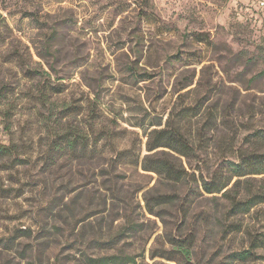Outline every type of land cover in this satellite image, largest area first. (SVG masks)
<instances>
[{
    "label": "rangeland",
    "instance_id": "rangeland-1",
    "mask_svg": "<svg viewBox=\"0 0 264 264\" xmlns=\"http://www.w3.org/2000/svg\"><path fill=\"white\" fill-rule=\"evenodd\" d=\"M1 87L0 144L14 153L0 159V239L28 236L0 242V264H85L119 252L136 264H177L152 252L179 233L194 237L184 264H264V247L231 257L264 235V203L227 212L220 194L187 195L116 160L122 149L147 154V134L167 122L194 155L165 156L196 176L223 155L264 153L253 135L264 129L259 0H0ZM193 106L197 115H176ZM67 130L94 149L48 159ZM240 185L245 197L264 192V174ZM173 192L188 198L147 204Z\"/></svg>",
    "mask_w": 264,
    "mask_h": 264
},
{
    "label": "trees",
    "instance_id": "trees-1",
    "mask_svg": "<svg viewBox=\"0 0 264 264\" xmlns=\"http://www.w3.org/2000/svg\"><path fill=\"white\" fill-rule=\"evenodd\" d=\"M6 93L7 90L1 87L0 98L5 97L7 95ZM196 109L195 106L182 107L176 115L185 117L195 116L198 113ZM68 131L62 132L59 135L56 134L57 137L50 144L48 159H52V161L58 159L57 152H59L58 155L60 153L61 155L66 153L70 154V152L84 154L87 150L91 152L94 149L92 142H89L88 138L86 141L81 142L79 139L80 136L73 135L72 133L69 134ZM253 135L258 140L264 141V129L254 131ZM144 148L148 153L142 156L140 151L135 153L130 148L122 149L116 153V160L119 162L129 160V163L139 165L144 171L153 172L164 181L179 183L185 187L187 195L189 192L196 193L197 195L210 194L214 197L220 194L229 204L227 212L244 214L256 204L264 203V192L252 193L245 197L240 191L242 178L254 174H264V153H239L235 154L232 158L228 155H223L220 165H217L213 171L206 172L204 175L199 170V175L196 176V168L184 167L165 156L167 153L184 158H189V156L194 155L192 143L181 132L180 126L176 123L170 124L168 122L164 127L158 130L153 129L147 134ZM78 149L81 151L78 152ZM157 149L160 151V154L151 155ZM13 151L14 148L10 145L0 144V159L11 156L14 153ZM15 159L18 158L13 157V160ZM18 160L21 161V159ZM187 195L181 196V194L175 192L169 194L161 193L150 197L147 200L150 203L147 202V204H150L151 207L173 203L182 204L188 198ZM132 227L131 225H126L122 231ZM22 236L28 235L23 231L18 235L15 234L7 237L6 241L0 239V242H3V245H12L14 239ZM169 237L167 243L171 248L156 252L153 251L152 256L173 261L177 264H182V261L183 264L189 263L194 237L190 235L183 236L181 233L170 235ZM109 241L107 242L112 243L111 239ZM259 247H264V235L254 236L250 240L248 248L233 252L231 257L233 260L244 261L254 256L252 250ZM83 259L85 264H136L133 256L121 252L96 257L83 256Z\"/></svg>",
    "mask_w": 264,
    "mask_h": 264
},
{
    "label": "built area",
    "instance_id": "built-area-1",
    "mask_svg": "<svg viewBox=\"0 0 264 264\" xmlns=\"http://www.w3.org/2000/svg\"><path fill=\"white\" fill-rule=\"evenodd\" d=\"M259 4L264 8V0H259Z\"/></svg>",
    "mask_w": 264,
    "mask_h": 264
}]
</instances>
